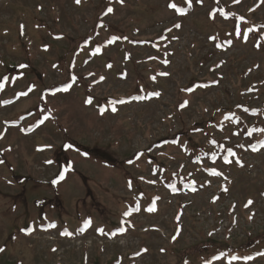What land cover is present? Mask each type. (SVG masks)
<instances>
[{"label":"rangeland","instance_id":"rangeland-1","mask_svg":"<svg viewBox=\"0 0 264 264\" xmlns=\"http://www.w3.org/2000/svg\"><path fill=\"white\" fill-rule=\"evenodd\" d=\"M261 130L262 0H0V264H264Z\"/></svg>","mask_w":264,"mask_h":264},{"label":"snow or ice","instance_id":"snow-or-ice-1","mask_svg":"<svg viewBox=\"0 0 264 264\" xmlns=\"http://www.w3.org/2000/svg\"><path fill=\"white\" fill-rule=\"evenodd\" d=\"M75 2H76L77 4H79V3H81V0H75ZM201 2H202V0H201ZM235 2H239V0H235ZM262 2H264V0H262ZM120 3H123V0H120ZM187 3L190 5V4H191V0H187ZM169 7H170V8H173V9H176V10L179 11L180 14H182V15L186 14V13L184 12V10L178 8V6H177L175 3H170V4H169ZM112 11H113L112 8H108V9H107V12H108V13H111ZM210 15H211L213 18H215V13H210ZM241 19H243V18H241ZM175 27H176V28H179L180 25L177 24V25H175ZM115 39H119V38L117 37V38H115ZM213 39H214V38H213ZM97 51H99V49H97ZM165 63H166V61H165ZM22 67H23V66H22ZM109 67H110V65H109ZM163 75H167V74L164 73ZM153 79H155V77H153ZM65 91H67V88L65 89ZM26 94H27V93H24V95H26ZM153 95H159V93H153ZM87 103L91 104V103H92V100L89 99V100L87 101ZM119 103H123V101H119ZM186 103H187V102H185V105H186ZM185 105H182L181 107H183V106H185ZM112 110L115 111V110H116L115 107H113ZM245 111H247V109H245ZM101 114H102V113H101ZM237 122H238V121H237ZM261 131H264V130H261ZM0 138H2V137H0ZM212 143L215 144L216 142H215V141H212ZM69 147H71V145H69ZM241 147H243V146L241 145ZM228 152H229L230 155H233V156L235 155V153L232 152L231 149H228ZM226 162H227V163H231V160H226ZM0 163H3V161H0ZM237 163H240V162L237 161ZM241 166H242V164H241ZM211 175H214V176H220V175H222V173L216 171L215 169H212V170H211ZM63 178H64V176L61 175L60 179H63ZM58 182H59V181H54V183H58ZM224 191H227V188H224ZM251 203H252V201H249V202H248L249 205H250ZM247 206H248V205H246V207H247ZM148 210H149V211H155V207L149 208ZM88 223L90 224L91 222L88 221ZM53 226H54V225H53ZM101 231H102V230H101ZM63 234H64V235H71V233H67V232H65V233H63ZM0 251H3V249H0Z\"/></svg>","mask_w":264,"mask_h":264}]
</instances>
